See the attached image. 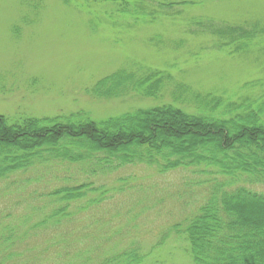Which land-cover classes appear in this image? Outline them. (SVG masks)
Returning <instances> with one entry per match:
<instances>
[{"label":"rangeland","instance_id":"374dc122","mask_svg":"<svg viewBox=\"0 0 264 264\" xmlns=\"http://www.w3.org/2000/svg\"><path fill=\"white\" fill-rule=\"evenodd\" d=\"M103 1L0 0V115L17 120L87 112L99 121L164 102L193 107L209 96L238 104L264 101V0H144L147 17L123 15ZM170 2L192 6L153 14L158 3ZM153 16L159 17L150 22ZM201 23L209 24L206 31ZM222 28L243 30L253 40L214 32ZM136 66L173 77L164 100L136 94L96 99L87 92L103 78ZM212 172L159 173L136 165L94 177L78 166L52 164L0 181V213L32 214L29 209L45 203L44 195L54 189L93 182L106 191L105 199L73 219L76 233L110 238L112 247L135 241L150 253L144 264H193L188 242L170 229L187 223L216 180L226 182ZM254 186L264 192V184ZM25 199L31 204L23 206ZM167 233L163 246L153 249ZM84 250L85 243L77 241L70 248ZM46 256L44 264H57Z\"/></svg>","mask_w":264,"mask_h":264},{"label":"trees","instance_id":"16d2710c","mask_svg":"<svg viewBox=\"0 0 264 264\" xmlns=\"http://www.w3.org/2000/svg\"><path fill=\"white\" fill-rule=\"evenodd\" d=\"M103 2L115 5L123 15H148L144 0H134L132 5L127 0ZM177 5L192 3H158L159 11L153 14ZM208 26L201 23L199 28L206 31ZM214 32L253 40L243 30ZM172 82L166 71L136 66L103 78L87 92L96 99L136 94L162 101ZM52 164L78 166L94 177L136 165L159 173L213 170L226 182L216 180L206 202L185 225H173L170 232L188 242L193 264H264V192L254 188L264 184V101L238 104L209 96L193 107L164 102L99 121L87 112L17 120L0 115V181ZM242 179L245 184H239ZM94 185L85 182L54 189L44 195L45 203L29 209L34 213L21 217L6 215L3 209L0 264H44L46 255L57 264H144L150 253L135 241L126 248L112 247L110 238L76 233L70 227L76 216L105 199L103 187ZM21 204L31 203L25 199ZM167 238L169 233L153 249L161 248ZM75 241L85 243L86 250L71 253Z\"/></svg>","mask_w":264,"mask_h":264}]
</instances>
